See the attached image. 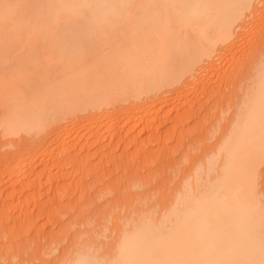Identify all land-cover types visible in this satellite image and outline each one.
Listing matches in <instances>:
<instances>
[{
  "label": "bare ground",
  "instance_id": "1",
  "mask_svg": "<svg viewBox=\"0 0 264 264\" xmlns=\"http://www.w3.org/2000/svg\"><path fill=\"white\" fill-rule=\"evenodd\" d=\"M261 1L0 0V136L8 137L12 146L16 145L14 139L17 137L24 140L20 139L22 145L15 148V152L12 150L9 156L0 158L3 159L0 160L1 164L3 161L2 167L0 164V183L1 179L3 182L14 180L15 184L10 182V186L6 185L8 191L15 192L19 184L23 189L19 191L29 193L31 188L30 191L34 193L32 184L41 182L43 176L48 180L46 173L50 176L51 172H55L52 166L57 165L58 170H62L66 164L68 167L73 164L72 161L78 162L81 148L90 145L100 146L101 149H97L99 152L96 151L93 156L99 153L101 158H110L113 167L124 175V178L109 180L106 178L109 169L102 168L103 174H99L97 170L101 169L93 168L92 171L96 170L94 178L101 180L106 175L103 181L109 180L105 182L107 185L104 184L107 188L101 189H106L100 191L101 194L97 192L98 189L94 190L96 195L90 193L96 208L94 203L89 202H93L91 198L88 199L89 194L88 198L87 195H80L81 188L78 199L87 198V204L90 203L88 206H93V210L87 208V204L83 206L88 211L84 207L79 209L83 199L78 200L80 204L76 209V212L85 209L90 216L98 214L97 218L104 220L101 224L107 223L104 225L106 231L108 220L113 225L112 220H115L117 227V223H122L120 228H124L121 232L119 229L120 235L117 231V244H113L115 252L112 245H109L111 249L103 251L107 256L103 252H100L102 255L98 252L99 255L83 248L87 240H82L85 232L78 236L77 228L80 225L77 223V231L71 233L74 236L77 232L79 239L75 237L77 241H73L71 234L73 239L69 238L70 246L65 248L61 242L66 240L69 232L63 235L59 231L61 235L57 232L59 234L56 236L50 235L51 239L42 235L47 243L34 239L31 243L36 242L33 245L36 248H31L29 240L21 236L20 243L25 239L26 244H19L16 239L18 234L15 238L13 233V238L9 230V234L2 232L9 237L0 234L2 240H11L6 244L8 247L1 240L5 245L2 253L8 249L5 256L0 255L3 264L23 263L22 256L28 262L44 256L46 261L40 260L45 264H264V186L260 182L264 170V61L263 64H256V67L252 66L255 70L248 76L250 84L246 87L247 93L243 96V92L239 94L242 98L238 109L231 102V107L235 105L237 109L234 111L232 108L234 114L227 116H232L231 119H225V113L223 118L218 117L222 113L221 108L224 111L225 106L228 110L231 108L227 102L232 97L228 99L227 93H221L222 99L225 95L228 101L219 100L222 106L219 105L221 108L217 119L221 122L225 119V123L219 121V124L215 122V127L214 122L209 125L214 128L212 133L209 127L211 133L216 134V137L210 134L216 138L215 142L209 143L214 138L208 136V126L205 131H201V126L200 135L191 137L190 143L184 146L185 152L179 160L181 163L173 160L175 153L173 155L170 149L151 155L155 150L150 151L145 146L146 150L142 151L140 145L141 152H136L140 147L135 151L140 164L147 161L148 155L152 156L150 158L156 161L157 166L153 172L149 169L150 174L147 173L143 180L137 178L140 174L138 169H132L135 171L134 178H129L124 170L128 162L125 160L130 157L125 156L124 163L120 162L115 148H112L113 141L127 127L130 129L126 137H132L136 128L142 127L140 125L145 129H156V121L161 124L158 113L175 99L182 100V111L186 112L177 113L174 120L178 121H174V125L185 119L186 113L190 116L185 109L189 104L186 95L188 97L195 90L193 87L205 86L202 80L205 74H202L212 68L216 71L219 57L216 54L231 50L236 44V35L240 34L239 28L244 29L246 20L248 25L252 15L257 14ZM224 77L227 78L226 75ZM237 80L242 82V79ZM234 81L233 87L238 83ZM197 83L200 85L197 86ZM246 89L242 90L245 92ZM235 98L232 101L238 103V94ZM192 99L188 101L192 103ZM217 105L213 106L217 108ZM70 138L74 141L71 142ZM105 140H110V144L103 147ZM16 143L20 142L17 140ZM67 146L71 154L73 147L78 148L79 158L75 161L74 157L75 160L71 159L69 164L62 159L66 156L64 147ZM147 149L150 154H147ZM52 157H61L60 160L64 162L55 160V164H47V161L44 164L45 158ZM130 159L128 164H131ZM173 161L176 164L169 165ZM39 166L43 168L39 169ZM56 180L48 184L51 186ZM39 188L37 191L40 193ZM97 188L101 187L98 185ZM103 196L107 199L104 200ZM101 200L104 202L100 203ZM117 202L118 206H115ZM119 202L129 204V211L127 205L121 207ZM119 206L127 210H120ZM123 210L126 216L124 213L122 215ZM26 211L29 210L23 211V216ZM77 213L79 215L75 218L80 220L82 214ZM2 214L0 226L6 227L4 220L1 223V219H5ZM29 215L32 216L28 213L23 218L29 219ZM85 217L81 220H86V224L94 219ZM91 232L94 230L91 229ZM93 234L96 235L95 232ZM10 237L16 239V243ZM78 240L85 243L80 241L82 244L79 245ZM38 243L43 250V244L49 246H45L46 253L45 250L36 251ZM13 244L20 249L16 245L15 249ZM89 248L100 251L96 247ZM61 250L64 252L58 255L57 252ZM108 250L113 254L108 255ZM50 253L56 257L47 261ZM29 256L36 258L31 260L33 258Z\"/></svg>",
  "mask_w": 264,
  "mask_h": 264
},
{
  "label": "rangeland",
  "instance_id": "2",
  "mask_svg": "<svg viewBox=\"0 0 264 264\" xmlns=\"http://www.w3.org/2000/svg\"><path fill=\"white\" fill-rule=\"evenodd\" d=\"M261 2H259V4H261V5L258 4L260 10L258 9L257 10L258 11L257 14H255L257 16H255V15H254L255 17L253 15H252V17L250 16L251 19L250 18H247L248 20L250 19V21H248V25H247V20H246V24L244 25L245 28L244 29L243 28L242 29L239 28L240 34L238 32L239 35H236V37L238 36L236 38L237 39L236 40V44L231 48V50L228 49L229 51L227 50L226 52H224L222 54H219V53L216 54V55H219V57H220V58L217 57L218 63H217V66L215 67L216 68V71L214 70V68H212L211 70L209 69L210 71L208 70V71H206V72H204L202 74V75L205 74L203 76V78H202V80L204 81L203 84L205 83L204 84L205 86L202 87L203 85H200V84L197 83L198 84L197 86L200 85L198 88L193 87V89L195 88V90L190 89V91L192 90L191 91V94H189L190 92H187V94H189V95H188V97L186 95V98L188 100H190V99H192V97H190V96H193V97L196 96L197 93H194V92L200 91V92H198L199 94H197V96L192 99V103H190L191 101H188L187 99H185V100H187V103L189 102V104L192 107V108L191 107L189 108L190 105L187 104L186 106L189 109L187 107L185 108V109H187L189 111L190 116H189V114L186 113L185 114L186 116L184 115L186 118L183 116V118H185V119H182V116H181L182 121H179L177 125H174V124H176V122H174V121H178V119L177 120H174V118L177 115V113H181V112H184L185 113L186 112L185 110L182 111L183 110V107H181L182 106L181 105V103H182L181 101L182 100L177 99V101L180 100V101H178V103H177L178 105H177V104H174L175 102H177L176 99H175V101L172 104L166 106L163 110L160 111V113H158L157 118L159 119V121H160L161 124L159 125V122L157 124V121H156V123L154 125H157V127H154V125H153V127L156 128V129L149 130L148 127L145 129V127L143 125H140L142 127H139L138 126L136 128V131L133 133V136L132 137H126V135H127L126 132L130 129V128L127 127L126 130H124L121 133V135L119 136V138L117 140L113 141L112 148H113V150L115 148V153L117 154L118 157H120V160H119L120 162L123 161V163H124V160L125 159H123V158L125 156L126 157L128 156V157L131 158V159L129 158L131 160V164L129 163L130 165L128 164L129 159L128 160H125V162L126 161H128V162L126 163L127 166H126V169L124 171H125V174L128 173L129 178H134L133 177L134 176L133 175V172H135L138 169V172L140 174H138L137 178L143 180L145 178V176L147 175V173L150 174V172H153L156 169L157 163H156V161L154 162V159L151 160L152 156H150V155L149 156L151 158L148 157V155H147V157H146L147 161L144 162V163L142 162L140 164L139 156H137V153H136L138 151H139L138 153L141 152L140 145L143 147L142 148V151H143V149L146 150L145 146L147 148H149L150 151L155 150V153L153 151V153L151 152V155H155L157 151L162 152L161 150H163V149H164L165 152H167V150L170 149L173 152V155L175 153V157H174L175 159H173V160H176L178 162L180 160V157L185 152L184 151V146L190 143V140H191L190 138L191 137H193L194 135H195L194 137H196L197 135H200L199 132H201L203 130L205 131V130L209 129V127L211 126V124L213 125L215 122H217V124H219V121H220V123L223 124V123H225V119H227V118L228 119H231L232 116L230 118L227 117V116H230V114L231 115L234 114V111H236L238 109V104L240 103L243 94L245 95V93H247V90L248 89H246V87L248 88V85L250 84V80H249V77L251 75L250 73H252V74L254 73V70H255L254 67H256V64H263L262 62L264 61V3H263L264 0L261 1ZM218 64H220V65H218ZM252 66H254V67H252ZM217 67H218V69H217ZM211 71H213V72H211ZM229 73H230V76L228 75ZM225 75L227 76V78L224 77ZM228 77L229 78H232V80H229L228 81V79H229ZM237 79H242L241 80L242 82H239ZM246 79H248V80H246ZM234 80H236V83L238 81L237 86H234L236 90H234V87H233V85L235 83ZM225 81H227V82H225ZM230 82H231V84H230ZM201 83H202V81H201ZM227 86H228V88H227ZM201 87H202V90L200 89ZM231 87H233V88H231ZM241 88L242 89L243 88L246 89V91L244 92V90H242ZM196 89L198 91H196ZM192 92H193L194 95L192 94ZM235 92H236V95L238 94V98H237L238 103L232 101L233 99H236L235 98L236 95L234 94ZM221 93L222 94H225V95L227 93L226 97L228 99H230L232 97L231 101L229 100L230 103H228L229 101L227 100V98H225V95H224V99H226L225 102L228 101L227 102V105H229V108L231 107V102H232V105L235 103L237 109L234 107L235 106L234 105L233 107L230 108L231 110L229 109L230 111L227 109V106H225L226 108H224V106H223V108L226 109L225 111L222 110V108L219 106V105H221L220 104L221 101H219V100L224 101V99H222L223 98L222 97L223 95H221ZM240 93H242V96L239 97V94ZM220 95H221V97H220ZM234 101H236V100H234ZM217 102H218V105H217ZM214 104L217 105V108L218 107L219 108L217 109L215 106H213ZM225 104L226 103H224L223 105H225ZM197 106H199V107H197ZM214 108H216V109H214ZM232 108H234L235 110L233 111ZM219 109H220V112L222 111V113H220L221 114L220 116H218ZM215 110H217V111L215 112ZM229 112H231V113H229ZM184 113H182V114H184ZM223 113H225L224 115L226 116V118L224 119V122H223V119H222V122H221V120L220 119H217V118L218 117L221 118L223 116ZM176 118H177V116H176ZM215 125H216V123L213 126L215 127ZM201 126H202V130L200 129ZM206 126H208V128ZM213 126L210 127L212 133L214 132ZM203 127L205 129H203ZM149 128L151 129V127H149ZM142 129H145V130L143 131ZM210 129H209V132L210 133H209L208 136H210V134L213 135V136H215L216 134H212L211 131H210ZM73 136L71 138H74ZM213 136H210V138L213 137ZM215 137H213L214 139L213 140L211 139V141L208 140L210 144H211V142H215V139H216ZM17 138H16V140L14 139V141L17 142V140H18L20 143L14 142V144H16L15 146H17V147H15V146H12L11 143H9L10 140H9L8 137H4V136L1 137L0 136V158L1 157L2 158H6V156H9V154H10L9 152H12V150L13 151L14 150L16 151L17 149H15V148H18V147L20 148L21 147L22 141H24V140H22L21 137L20 138L17 137ZM27 138L28 139H31V136H28L27 135ZM135 138L138 141H134V140H136ZM74 139H71V142H72V140L74 141ZM197 139H198V137H197ZM195 140H196V138H195ZM133 142H136V143H133ZM6 143H9V145H7ZM18 144L19 145L21 144V145L18 146ZM108 144H110V140H105V141L102 142V146L103 147L106 146V145H108ZM200 145L202 146V144H200ZM10 146H12V147L10 148ZM94 146L96 147V145H90V147L88 146V148H87V146L84 147L83 149L81 148V151L83 150L82 152L79 150L81 153L80 152L79 153L77 152V149H78L77 147H76L77 149L73 147L72 148V154H73V156L71 154V151H67V150H70V149H68L69 146L64 147V149L66 148V152H65L66 154L64 153L66 155L65 156L66 158L62 155L64 157V158L62 157V159L63 160L66 159V162L69 164V163H71V161H70L71 159L72 160H75V159H73L74 157L76 158L75 161H77V159L80 157V159L78 160V162L80 164H76L78 162H73L72 161L73 164L75 163L78 166L71 164V165H68V167H67V164H66V166H64L62 168V170H61V168L59 169L60 171H62V172H59V174L57 173V171H59L58 170L59 167L57 168L56 167L57 165L52 166V168H54V169H52V171H55V172H51L50 173L51 174L50 176H49V173H46L47 176H48V180H47V177L45 179V176H43L44 178H42V179L44 181L41 179V182H36L37 184L34 183L36 185L32 184L33 188L35 187V191H34V189H32L34 191V193L32 191H30L31 188H30V190L27 189V190H29V193H25V192H27L26 190H24L25 191L24 193L21 192V191H23V189H22V187L19 184H18V188H16L17 187L16 185H14V186H16L15 188L17 189L15 192L14 191L11 192L10 190L8 191V188L6 189V185H9L10 186L9 183L10 182L13 183L14 180L13 181H5V182H3L4 180L1 179L2 184L0 183V212H1L0 214L3 213L2 216L5 219H1V223L4 220L5 223L4 222L3 223L6 225V227L0 226V234L2 235L3 234L2 232H5V231L8 232V234H9L12 231L11 235L13 236V233H14L15 234L14 235L15 238H16V234H18V236H17L18 238H16V239H18L19 244L25 243L26 240H29L30 242H28V244L30 243L31 245L30 244L29 245L32 248V247H34L33 245L36 243V242H34L33 244L31 243V241H33L34 239H35L34 241H39L40 243H41V241H43V243H47L46 239H44V238L51 239L52 234H53V236H54V234L56 236L59 233L61 235V232H62V234L65 235L66 233L69 232V234H67L66 237L64 236L66 240L65 241H62V240H64V237H62L63 239L61 240L62 241L61 243L63 244L61 246L65 248V246H67V247L70 246L69 245V238L70 239H73L74 238L73 241H77L76 239H79L77 237L80 236V235H82L81 233H84L85 232V234H83L84 235L83 236L84 238H82V240L83 239H86L88 244L86 243L85 245H82L83 248L89 249L91 252H95V253H98V252L99 253L100 252L102 253L103 251L105 252L106 251L105 250L106 248L111 249V248H109V245L110 246L111 245L113 246V244H115L117 242V240H116V239H118V237H116L117 231L119 233V229H120V232H121L123 230V228H124V227L122 229L120 228V226H122V223L121 222L120 223H117L119 225L118 226L119 228H118L117 225H116L115 220H112V221H114L112 223H115V225H116V227H114L115 225L109 224V222H111V221L107 219L108 220L107 221L108 222V226H106V227H108V230L106 231L104 229L105 228L104 225L107 224V223L101 224V222L104 223V220H99L97 218L98 217L97 216L98 214H96L95 216L94 215H92V216L87 215L89 213L88 212H86L87 214L85 213V209L86 208L83 205L84 204H87L88 199H90L92 195H94V194L96 195V193L94 192L95 189H98L99 190V191L96 190L97 192L104 191L106 189H104V190H101V189L107 188L106 186H104V184H105L106 181H109L110 179L112 180V178H114L113 180H115V179H121V178H124V175H123V173L120 172L119 169H116V168L113 167V165H112L113 162L110 161L111 160L110 158H109L110 160L107 157H105V159H104V157L101 158L100 157L101 155L98 156L99 153H98V155H96L97 157L96 156H93L92 154L95 153L96 151L99 152V150H97V149H100V146L99 147H96V148ZM102 146H101V148H102ZM58 149L57 150L59 152L61 148L59 147ZM74 149L76 151H74ZM136 149H138V150L136 151ZM149 150L147 149V152H148L147 154H150ZM100 151H101V149H100ZM67 152L70 155L69 154L67 155ZM134 152L136 153L135 156H134ZM62 153H63V151H62ZM77 153H78L79 157H78ZM126 153H128V154H126ZM59 155H61V152L59 153ZM68 156H70L69 162L67 160L68 159ZM54 157H52L53 159L52 158L51 159H49V158L46 159L45 158L44 159L45 160L44 161V164H46V163L47 164H50V163L55 164L54 162H56L58 160H59L58 161L59 163L63 161L62 159L60 160L61 157L59 159H56L58 157H56L54 159ZM136 157H138V158L136 159ZM132 158H133V160H132ZM48 159L49 160H52V162L51 161L49 162ZM141 159H144V158H141ZM0 160H3V159H0ZM182 161L184 163H186L185 160H182ZM169 162H172V161H169ZM169 162H167V163L169 164ZM173 162L174 163H171L169 165L176 164L175 161H173ZM179 163H181V162L179 161ZM0 164H1V161H0ZM2 164H3V161H2ZM2 164H1V167H2ZM43 165H41V166H43ZM41 166H39V169H40ZM94 166L95 167L97 166V168H95ZM41 168H43V167H41ZM55 168H56V170H55ZM93 168L94 169H99L100 168L101 169L100 171L97 170L98 173L100 172L99 174H103L102 168L103 169H105V168L106 169H109V171L107 173H106V170L105 171L103 170L104 173L108 174V177H106V175L105 176L103 175L104 176L103 178L106 177V178H109V180H105V182H104L102 177H101V180H99L100 178H94V177H96V175L94 176V173H95L96 170L95 171H92ZM262 168H264V167H262ZM1 169L2 168H0V170ZM64 169H65V171H63ZM132 169H134L135 171L132 170ZM149 169H151L150 172H149ZM131 171H132V173H131ZM263 171H262V174H263L262 175V178H260V180L262 179V181H260V182H262L261 185L264 186V183H263V181H264V178H263L264 177V173H263ZM90 172H92V175H89ZM60 173L61 174H64L65 173V174L64 175H60ZM53 174L56 175V176H53ZM51 176H53V178L55 177L54 179L52 178L53 180H55V179H57V180L54 181V184H52L50 186L51 182L53 181L51 179ZM90 176H91V178H93V180L90 178ZM94 179H97L98 181H94ZM82 181H84L85 185L84 184L82 185ZM42 182H45V183H42ZM48 182L50 184H48ZM55 182L58 185L55 184ZM96 182H99V183L97 184ZM38 183H40L39 184L40 186H38ZM78 183H79V185H78ZM13 184H15V182ZM43 184L45 185V187H44ZM98 185L101 188H97ZM105 185H107V184H105ZM14 186H12V188H14ZM38 188L41 189V192L40 193L37 191ZM87 188L88 189L90 188V190H88ZM263 188H261V189H263ZM80 189H81L82 192L80 191ZM19 190H21V191H19ZM79 193L83 197H85L86 195H87V198L89 197V195H90V197L88 199L86 198V200L84 198H80L81 200L83 199L81 201V200L78 199L80 197L79 196ZM99 194H101V192ZM26 196L29 197V198H27ZM25 197H26V202H25V199H24ZM105 198L103 196V199L104 200H105ZM22 200H24V201H22ZM78 200L81 201L82 203L80 204L78 202ZM104 200H101L100 203H102V201L104 202ZM89 202H91L92 204L94 203L93 206L96 205L95 202H94V200H93V202L92 201H89ZM125 202H127V201H125ZM35 203H37V205ZM127 203H129V202H127ZM42 204H44L45 207H43L44 205H42ZM76 204H77L78 207L76 206ZM79 204L82 207L80 206V208H79ZM88 204H90V203H88ZM88 204H87L86 207L87 208L89 207V209H92L93 206H90V205L88 206ZM123 204H125V203H123V202L120 203L119 202V205L121 207H122ZM125 205H127L126 206L127 208L129 207V204H125ZM125 205H123V207ZM38 206L40 207L41 210L38 209L39 208ZM115 206H118V202H117V205H115ZM120 206L118 208H120ZM83 207L85 209H82V212L84 210L83 213L86 214V217L87 218H88V216L90 218L91 217H94V219L97 220V221H95L94 219H90L89 220V218H88V220L90 222H92L91 224H89L90 222L88 221V224H89L88 225V224H86L87 223L86 220H85V222L83 220H81V219H83V217H85V215H83L82 212L80 211L81 208H83ZM126 207L125 208H120V210L121 209L127 210ZM47 208H48V210H47ZM78 208L80 210L77 211V212H80V214H82V215H80V216H82V217H80L81 218L80 220L78 218H75V217H78L77 215H79V213L76 212V209H78ZM95 208H96V206H95ZM43 209H46L47 211L46 210H43ZM112 209H110V210H112ZM25 210H29L28 212L26 211V215L27 216H28V213L32 214L31 217L29 215L30 218L33 217L32 220H30V218L29 219L28 218L27 219H24L23 218V217H25V218L27 217L26 215H24V216L22 215L23 214L22 212L25 211ZM125 210L122 211V215L124 213V215L126 216ZM89 211H91V210H89ZM128 211H129V208H128ZM0 218H1V216H0ZM91 220H94V222L91 221ZM122 221L124 222V220H122ZM79 222L81 224H79ZM98 222H100V223H98ZM105 222H106V219H105ZM74 223H75V226L73 227L72 225H74ZM76 223L78 225H80L77 228V230H78V236L77 237H76L77 232H76V235H74V236L72 234V233H74L73 230L74 231H77V230H75L76 229L75 228L76 227ZM4 224H2V225H4ZM123 224H125V223H123ZM91 229H92V231L94 230V232L96 233V235L93 234L94 232L93 233L91 232ZM9 230H11V231H9ZM81 230H82V232H80ZM59 231H61V232H59ZM57 232H59V233H57ZM89 232H91L92 234L91 233H90L91 235L88 234ZM71 234H72L73 238H72ZM120 234L121 233H119L118 235H120ZM3 235H5L6 237H9L6 233L3 234ZM42 235H43V237L45 235V237L44 238L41 237ZM14 236H13V238H14ZM21 236H24L26 238V240L24 239L25 241L22 240V242L20 243V240L23 238V237L20 238ZM2 237L3 236L0 237V255H4L6 253V251L8 249L7 250L5 249V251H3L5 253H2V250L5 248V245L6 244H9L8 242L11 241V240L8 241V238H7V241H5V239L2 240ZM75 237H76V239H75ZM11 238L12 237H10L9 239H11ZM13 238H12V240H13ZM16 239L13 240L14 243H16V241H17ZM36 239H39V240H36ZM80 239H81V237H80ZM1 240L2 241H5L4 242L5 245H2L3 242ZM82 240H80V241H82ZM44 241H46V242H44ZM80 241L78 240L79 245L81 243ZM78 242H74V243L71 242V243H73V244H76L77 243L78 244ZM40 243H38L37 246H39ZM82 243H85V242L82 241ZM43 245H42V247H44V250H45V246L47 244H45L44 246ZM16 246H15V249L18 248V246H17V248H16ZM24 246H23V249L25 248ZM82 246H79V248L80 247L82 248ZM47 247H49V246L47 245ZM89 247H94V248L96 247V249L98 248L100 251H98V250L95 251L94 248H93L94 249V251H93ZM34 248H36V247H34ZM38 248L36 249V251L37 250L38 251L39 250L40 251L43 250V248L40 249V246ZM18 249H20V247ZM114 249L115 248L113 246L112 247V250L115 252ZM25 250L27 251V249H25ZM44 250H43V252H44ZM15 251H17V250H15ZM17 252H20V251H17ZM46 252H47V249L45 250L44 253H46ZM62 252H64V251L61 250V251H59L57 253H58V255H62L61 254ZM108 252H107L108 255L112 253L109 250H108ZM44 253H42V255ZM52 253L48 254L50 257H48V256L46 257L47 261H49L51 259L53 260V258H55L57 256L56 255L57 253L54 252L55 255H56L55 257H54V254H52ZM24 255H25V257H27L26 254H24ZM27 255H29V254H27ZM37 255L38 254H36V256ZM40 255H38V256H40ZM103 255L105 256L106 254L104 253ZM34 256H32V257L29 256V257L33 258ZM23 257L24 256H22V258ZM3 258H1V259H3ZM19 258H21V257H19ZM22 258H21V261H23V263L25 264V260L26 259L23 258V260H22ZM35 258H33L31 260H34ZM43 258H45V257L44 256H41L40 257L41 260L46 261ZM40 259L39 258L37 260L35 259L34 262H32V261L28 262V260H26V264H45L46 263V262H43L42 263V261ZM16 261L18 262L19 260H16ZM0 263L3 264L4 262H2V260H1ZM23 263H19V264H23ZM50 263H52V262H50ZM5 264H8V262L5 263Z\"/></svg>",
  "mask_w": 264,
  "mask_h": 264
}]
</instances>
